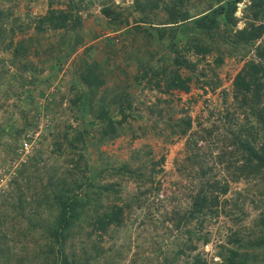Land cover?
Masks as SVG:
<instances>
[{"label":"trees","instance_id":"obj_1","mask_svg":"<svg viewBox=\"0 0 264 264\" xmlns=\"http://www.w3.org/2000/svg\"><path fill=\"white\" fill-rule=\"evenodd\" d=\"M242 1L244 0H204L206 6L200 13L195 12L196 0H131L129 4L128 13H137L133 23L135 29L141 31L143 39H147L151 44L156 42L164 46L163 52L150 50L143 61L139 58L136 60L135 72L131 78L138 86L139 92L155 90L165 95L173 90L187 92L194 82L214 89L219 86L215 69L221 66L225 57L233 56L244 60L231 81L232 109L225 111L223 117H220L227 124L224 134L216 140L212 138L213 141L208 143V138L212 135L211 128L201 127V123H197L201 133H196L197 137H193L192 133L187 139L186 151L189 153L185 154L180 168L196 179V183L193 191L188 192V206L182 210L173 209L167 216V220L175 229V237L167 241L160 235L150 241L152 256L148 260L155 259L154 264H248L250 260L254 263L264 261V0H247L241 15L244 26L237 28L239 19L234 12L237 3ZM72 8H76L73 0H68L66 9L49 8L46 14L36 19L34 29L37 32H43L47 28L61 30L67 37L61 36L59 41L64 44L55 55L51 77L46 79L53 78L79 47L85 48L83 55L73 61L72 79L68 87L72 93L68 109L72 119L79 120L81 126L72 127L66 123L59 136L61 140H58L57 136L52 138L51 144L54 148L51 153L62 156L63 160H66L64 166H41L39 162L42 158L38 155V150L27 162L21 163L17 176L20 175L23 180L18 182L16 177L12 178L13 187L9 190V195L16 196V205L9 204L11 210L18 211L17 218H26L29 228L23 232L24 228L19 235L27 238V234L38 232L39 223L33 220L35 208L30 209L32 203L35 206L46 205L53 212L51 217L45 219V224L42 221L50 249L48 247L49 251H42L41 245L38 252L52 255L50 261L45 257L43 264H71L63 248L70 236L80 234L72 228L74 223L85 215V210L90 211L87 214L88 224L91 223L97 230H104L107 226L117 225L122 221L124 209L140 207L142 197L151 189L146 188L136 191L137 193L120 196L119 183L94 182L93 174L97 173L99 178L105 166L98 170L93 168L94 165L89 162L87 154L83 151L86 143L95 141L100 145L126 129L131 130V120L135 122L137 130L143 128L139 129L137 126L139 120L145 119L150 126H153L155 120L142 117V103H135L134 96L127 90L131 84L126 75L125 81L108 87L104 75L113 70L105 69V66L109 64V57L114 56V45L112 42H103L106 59L97 60L92 55L93 48L84 45L81 34L82 18L75 11H71ZM100 13L107 18L106 23L111 29L127 20L126 17L119 19L118 12H114L108 5L101 6ZM71 37L72 42L69 41ZM8 44L9 47L12 46L13 57L27 49L22 44L13 46L11 41ZM127 59L125 67L128 65ZM23 68L26 69L27 65H23ZM114 68L125 72L118 64H115ZM207 73L214 76L207 79ZM20 79L21 85L26 82L29 85L35 84L37 81L33 76L27 80L20 76ZM164 101L157 98V103ZM144 109L145 115L158 113L149 105ZM239 113L242 114V121L237 117ZM161 117L159 114L158 119L170 126L168 128L171 135L184 136L190 129L189 117L174 119V123L170 122V117ZM25 127L23 125L22 129ZM71 128L73 134L68 136ZM22 129H17L16 134L20 135ZM91 131H95L97 137ZM3 134L4 129L0 128V136ZM41 137L45 140L44 136ZM198 141L208 143L205 144V150L202 151L200 146L198 148ZM255 142L258 144L255 145ZM219 145L229 148L223 150ZM209 149H216L217 153L212 156V162L221 165L223 176L219 178L215 165L208 162L212 152ZM132 158L131 163L127 161L112 166L109 174L149 182L152 180V172L156 171L153 166L163 160H151L149 164H145L141 162L139 155ZM134 160L137 162L136 166H132ZM249 180L260 183L258 194L255 195L252 191H257L259 185L252 183L236 191L234 197L226 196L231 188L230 183L244 181L249 184ZM30 182L40 189L39 195L36 196L41 199L32 197V202L26 203L23 199L26 196L24 191L28 189ZM23 186L26 188L24 191ZM103 195L110 201L104 208L98 201ZM247 195L252 196L248 198ZM254 196L258 198L255 199ZM247 199L257 211L247 232L248 237L243 239L237 235L236 230L232 231L227 236L226 243L219 246V261L207 262L199 253L191 255L196 248L194 242L206 244L209 241L208 233H197L203 226L205 216L211 217L220 212L234 222L231 215L244 213L242 206ZM117 202L119 204H116ZM7 216L6 212L1 211L0 226L5 224ZM238 219L239 217L235 218ZM13 227L10 226L9 230L18 233L20 227ZM166 232L169 233V230ZM2 234L0 228V264H17L15 259L7 256V251L2 250L5 245ZM53 252H58L55 258ZM83 254L84 252L82 261L77 264H87L89 258Z\"/></svg>","mask_w":264,"mask_h":264},{"label":"rangeland","instance_id":"obj_2","mask_svg":"<svg viewBox=\"0 0 264 264\" xmlns=\"http://www.w3.org/2000/svg\"><path fill=\"white\" fill-rule=\"evenodd\" d=\"M73 1L76 8L70 10L75 11L82 18L81 34L84 45L93 48L92 55L97 60L106 59L103 42H112L114 45V56L113 58L109 57V64L105 66V69L113 70L112 74L105 73L104 75L108 87L125 81L124 75H126L131 84L127 90L134 96L135 103H142L143 108L140 111L142 117H148L155 121L153 126H150L147 125L145 119H141L137 122V126L139 129L143 128L137 130L135 122L131 120L133 123L130 125L132 126L131 130L126 129L120 135L106 140L100 145L95 141L90 144L86 143L83 151L87 154L89 162L94 165L93 168L98 170L105 166L106 169L99 178L97 173L93 174L94 182L99 184L119 183L120 196H127L146 188L151 189L142 197L140 207L132 206L124 209L122 221L117 225L107 226L104 230H97L95 226L92 227L91 223L88 224L87 214L90 211L89 209L85 210L83 212L85 215L81 217L80 221H76L72 228L73 231L80 234L68 237L69 240L63 250L71 264L82 261L83 252V255L89 258L87 264H154L155 259L150 260L152 256L150 241L160 235H163L162 237L167 241L175 237L173 235V233L176 234L175 229H173L172 223L167 220V216L173 209L182 210L188 206V192L193 191L196 183V179L184 173L180 168L185 154L189 153L186 151L187 139L192 133L193 137H197V134L201 133L197 123H201V127L211 128L212 135L209 136L211 140L208 138V143L213 141L212 138L216 140L224 134L227 124L220 117H223L225 111L232 109L231 81L244 60L233 56L225 57L221 66L215 69L219 86L214 89L198 85L200 82L197 84L194 82L187 92L173 90L168 95L155 90L139 92L138 86L131 78L135 72L136 60L139 58L140 61H143L150 50L156 49L158 53L163 52L164 46L156 42L151 44L147 39H143L141 31L135 29L133 22L137 13H128L131 0ZM67 2L68 0H0V11H2L0 17V128L4 129V134L0 136V213L3 211L8 215L5 224H2L0 228L5 238L2 250L7 251V256L15 259L17 264H43L45 257L47 260H51L52 255L40 254L38 249L41 245L43 246L42 251L50 249L42 221L45 224V219L51 217L53 212L46 205L35 206L32 203L30 209L35 208L36 214L33 220L39 223L38 232L27 234V238L22 234L19 235L24 228L23 232L28 231L29 228L26 218H17L18 211H12L10 208L9 204L16 205V196L9 195V190L13 187L12 178L16 177L18 182L23 180L20 175L17 176V170L21 163L27 162L28 158L38 150H40L38 155L42 158L39 162L41 166H64L66 160H63L62 156L51 153L54 148L51 144L52 138L57 136L58 140H61L59 136L63 127H66V123L71 124L72 127L81 126L79 120L72 119L68 109L69 97L72 96L68 87L72 79L73 61L83 55L85 48L79 47L53 78L46 79L52 72L55 55L64 44L59 40L62 37H67L61 33V30L47 28L43 32H37L34 29V23L38 17L46 14L49 8L66 9ZM196 3L195 12H202L206 6L204 0H196ZM246 3L247 0H244L236 5L234 15L239 19L236 23L237 28L244 26V19L241 15ZM103 5H108L114 12H118L119 19L126 17V22L120 23L112 29L109 28L106 23L107 18L100 13V8ZM2 36H4L3 39ZM262 38H264V33ZM9 41L13 46L22 44L27 48L26 51L13 57ZM69 41H73L72 37L69 38ZM126 59L128 65L125 67ZM209 59L207 56L208 61ZM115 64L124 68L126 73L116 70ZM23 65H27V68L24 69ZM202 65L208 68L205 64ZM20 76L24 80L33 76L37 81L35 84L29 85L26 82L21 85ZM213 76V74L207 73L206 78L210 79ZM157 98L165 101L157 103ZM148 105L158 113L145 115L144 107ZM159 114L162 115V119L170 117L171 123L175 122L174 119L189 117L191 120L190 129L184 136L171 135L168 128L170 126L158 119ZM237 117L242 121L241 113L237 114ZM23 125L26 126L24 129H22ZM124 126L127 127V125ZM17 129H22L20 135L16 134ZM72 132L71 128L68 136H71ZM91 133L97 137L95 131H91ZM41 136H44L45 140ZM208 143L198 141V148L202 147L203 151L205 144ZM257 144L255 142V145ZM219 146L223 150L229 148L223 145ZM209 150L212 152L208 162L214 164L212 156L216 155V149ZM134 155H139L141 162H145V164H149L151 160L157 162L163 159L153 166L156 171L152 172V180L139 182L132 178H119L115 174H109L112 166H118L127 161L131 163ZM136 165L137 162L134 160L132 166ZM214 165L215 171L219 173L217 177L223 176L221 165ZM146 166L148 167V165ZM248 182L249 184L244 181L230 183L231 188L226 196L234 197L236 191L242 190L246 185L256 183L253 180ZM256 184L259 185V188L257 191H252L255 195L261 189L260 183ZM35 185L30 182L28 189L25 186L22 187L23 191L26 189L24 191L26 196L23 197L26 203L32 202V197L41 199L40 196H36L39 195L40 189ZM155 187L156 189H154ZM251 196L247 195L248 198ZM254 198L258 197L254 196ZM98 201L102 208L110 203L104 195ZM242 209L244 213L239 212L231 215L234 222L230 217L220 212L211 217L205 216L203 226L197 233H208L209 241L206 244L194 242L196 248L191 252V255L199 253L207 262L219 261L220 257L217 255L219 246L226 243L227 236L232 231L236 230L237 235L246 239L257 211L248 199ZM236 217L239 219L235 220ZM17 225L20 227L18 233L9 230L10 226ZM167 230L169 233L166 232ZM57 254L58 252H53V257L55 258ZM183 259L180 258V260ZM248 264H264V261L254 263L250 260Z\"/></svg>","mask_w":264,"mask_h":264}]
</instances>
